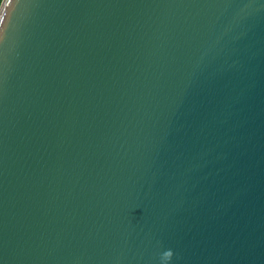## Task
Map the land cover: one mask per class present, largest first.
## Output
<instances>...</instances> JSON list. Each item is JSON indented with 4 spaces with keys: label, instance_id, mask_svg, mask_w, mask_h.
<instances>
[{
    "label": "water",
    "instance_id": "95a60500",
    "mask_svg": "<svg viewBox=\"0 0 264 264\" xmlns=\"http://www.w3.org/2000/svg\"><path fill=\"white\" fill-rule=\"evenodd\" d=\"M0 264H264V0H2Z\"/></svg>",
    "mask_w": 264,
    "mask_h": 264
},
{
    "label": "flooded vegetation",
    "instance_id": "af4514ba",
    "mask_svg": "<svg viewBox=\"0 0 264 264\" xmlns=\"http://www.w3.org/2000/svg\"><path fill=\"white\" fill-rule=\"evenodd\" d=\"M1 3H2V0H0V5H1Z\"/></svg>",
    "mask_w": 264,
    "mask_h": 264
}]
</instances>
